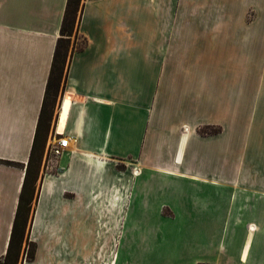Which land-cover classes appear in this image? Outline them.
Here are the masks:
<instances>
[{"label":"crops","instance_id":"obj_1","mask_svg":"<svg viewBox=\"0 0 264 264\" xmlns=\"http://www.w3.org/2000/svg\"><path fill=\"white\" fill-rule=\"evenodd\" d=\"M82 3L78 35L85 46L69 60L51 116L52 135L68 139V147L56 172L46 173L50 161L42 159L29 181L26 196L36 194L35 207L20 259L26 237L38 248L36 260L23 264H65L59 239L66 227L81 223L94 239L80 258L87 264L103 238L118 230L119 204L127 205L123 221L133 215L150 224L190 222L196 238L205 230L200 223L212 226L209 238L215 236L213 223L221 220L220 233L228 237L238 221L243 259L264 253V0ZM65 4L0 0V259L22 194ZM200 126L220 132L202 136ZM232 148L239 158L237 188L227 181L228 159L214 164L218 170L198 163L200 156L229 158ZM119 163L125 172L117 170Z\"/></svg>","mask_w":264,"mask_h":264},{"label":"rangeland","instance_id":"obj_2","mask_svg":"<svg viewBox=\"0 0 264 264\" xmlns=\"http://www.w3.org/2000/svg\"><path fill=\"white\" fill-rule=\"evenodd\" d=\"M77 43L81 44L79 35ZM219 64L220 63L216 64V67L218 69L221 67L219 72H222L224 67L223 65L218 66ZM234 69L237 70L235 67ZM55 111L56 106L53 116ZM52 122L53 118L51 119L49 132L45 140V147L49 139L54 135H52ZM200 130L210 133L209 135H213L211 134L213 131H218V133L220 132V127L200 126L198 133L202 136H206L208 134L203 135ZM235 154L236 151L234 152V149L232 148L229 158H223L221 155H218V157L216 156L205 159L200 156L198 163L201 169H207L216 163H218L219 166H222V160L228 159L229 165L227 166H230V174H227L226 176L230 177V179L227 181L231 182L232 185L235 184L237 188L239 158ZM42 159L47 160L44 155ZM48 159L49 160L47 161H50V165L52 167L50 166V168L47 171L45 170V172H56V161L60 158L49 157ZM213 167H215V170L219 169L217 168V165H214ZM126 169V165L123 163H119L117 166V170L119 172H125ZM220 179L222 180V177H220ZM220 183H222V181H220ZM237 192L238 191L236 190L234 193L236 201ZM127 194L128 192L126 193V196ZM35 197L36 194L33 196L31 201L32 204L29 209V213L27 214L25 234L35 207ZM118 200L120 203H125L127 199L122 195V193H120ZM126 208L127 205L125 206V204H119L120 220L118 222V230L113 229V235L111 237L103 238L104 243L101 244V247L98 249L96 254L93 253V255L90 256L91 258L89 257V259H87V264H113L112 260L114 258L116 260V264H264V253H251L247 256L246 260L243 259L245 257V253L243 254V257L241 253H239L238 248L240 246V238L238 237V221L230 227L232 234L228 237H225L220 233L223 227L221 220L212 224L216 230L215 236L209 238L205 236V234L208 229H213L211 228L212 226L209 225L206 227L208 224L200 223V230H202L201 225H204L206 228L204 227V235L201 233V236L196 238L195 235L190 232L191 227L193 228V223L190 222L174 223L161 220L150 224L148 222L146 223V221L137 220V218L133 215L126 219V221H123V213L128 211ZM134 208L135 210L137 209L136 207ZM128 209L131 211L132 207ZM132 212H134V209ZM163 214L167 217L169 211L164 209ZM260 224H264V222ZM108 232L111 233V229L109 227ZM92 237L91 231L86 223H81L78 226L70 225V227H66L64 234L60 237L58 242V245L65 248L64 252H59V256L63 257L65 264H80L81 256H85V254H83L84 245L90 244L94 240ZM261 240L264 245V238ZM26 243L34 246L35 251L34 258L32 260L34 262V260H36V250L38 245L35 241L31 240L30 237H26ZM22 258V264L23 262H32L26 260L24 252L21 255V259ZM39 258L43 260L45 258V254H39ZM21 259L19 257L17 264L21 263Z\"/></svg>","mask_w":264,"mask_h":264},{"label":"trees","instance_id":"obj_3","mask_svg":"<svg viewBox=\"0 0 264 264\" xmlns=\"http://www.w3.org/2000/svg\"><path fill=\"white\" fill-rule=\"evenodd\" d=\"M82 8V0H66L64 13L59 29V37L56 41L52 63L48 75L44 101L42 104L31 153L25 170L23 190L12 224L7 251L6 254L0 259V264H17L19 260L20 249L25 238L27 214L29 213L31 200L33 197V193L30 195V197L26 196L29 181H31L32 176L36 174L42 160L45 140L47 138L50 126L55 99L65 79L69 60L75 51L82 50L85 46L84 40H81V44L77 43L78 25L82 13ZM217 133L218 131H213V133L211 134ZM201 134L206 135L210 133L201 131ZM6 164L10 165V163ZM34 251L35 250L33 245H30L29 243L25 244L24 254L27 261L33 260Z\"/></svg>","mask_w":264,"mask_h":264},{"label":"built area","instance_id":"obj_4","mask_svg":"<svg viewBox=\"0 0 264 264\" xmlns=\"http://www.w3.org/2000/svg\"><path fill=\"white\" fill-rule=\"evenodd\" d=\"M68 147V139L55 133L47 142L44 157L61 158Z\"/></svg>","mask_w":264,"mask_h":264},{"label":"bare ground","instance_id":"obj_5","mask_svg":"<svg viewBox=\"0 0 264 264\" xmlns=\"http://www.w3.org/2000/svg\"><path fill=\"white\" fill-rule=\"evenodd\" d=\"M68 105H69V100H66L64 105H63L61 115L59 117V127H58L59 131H62V129H63L65 117L67 115Z\"/></svg>","mask_w":264,"mask_h":264}]
</instances>
